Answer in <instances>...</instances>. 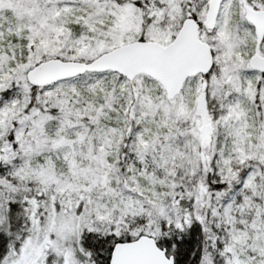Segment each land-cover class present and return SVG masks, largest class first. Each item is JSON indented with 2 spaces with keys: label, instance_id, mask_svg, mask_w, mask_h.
I'll use <instances>...</instances> for the list:
<instances>
[{
  "label": "snow or ice",
  "instance_id": "6c2138e0",
  "mask_svg": "<svg viewBox=\"0 0 264 264\" xmlns=\"http://www.w3.org/2000/svg\"><path fill=\"white\" fill-rule=\"evenodd\" d=\"M0 264H264V0H0Z\"/></svg>",
  "mask_w": 264,
  "mask_h": 264
}]
</instances>
